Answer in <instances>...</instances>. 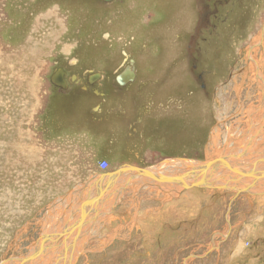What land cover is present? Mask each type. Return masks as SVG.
I'll return each mask as SVG.
<instances>
[{"label": "rangeland", "instance_id": "rangeland-1", "mask_svg": "<svg viewBox=\"0 0 264 264\" xmlns=\"http://www.w3.org/2000/svg\"><path fill=\"white\" fill-rule=\"evenodd\" d=\"M136 66L141 77L127 87L134 94L145 86L144 104L102 77L90 88L85 74L67 95L51 83L64 68L114 79ZM146 111L141 143L127 134L126 113L135 121V112L143 119ZM220 158L229 160L231 174L221 165L207 173L211 180L190 174L196 163ZM126 165L212 187L189 186L194 194L180 201V229L148 240L159 229L153 222L162 203L144 188L173 198L187 190L185 181L102 182L107 207L87 218L89 238L70 242L74 264H246V253L264 264V239L246 233H255L256 216L264 221V0H0V264H21L46 226L75 213L71 205L87 196L56 203L71 188L91 184L96 195V175ZM171 185L178 188L167 190ZM149 203L157 208L147 210ZM192 214L197 220L187 227ZM218 245L236 255L228 250L222 260ZM52 246L49 253L63 240Z\"/></svg>", "mask_w": 264, "mask_h": 264}, {"label": "crops", "instance_id": "crops-1", "mask_svg": "<svg viewBox=\"0 0 264 264\" xmlns=\"http://www.w3.org/2000/svg\"><path fill=\"white\" fill-rule=\"evenodd\" d=\"M131 64L133 65V64H137L136 63V61L134 60H132L131 61ZM128 67H126L124 70H126ZM133 69V71H134V73H135V77L136 76H138V74L139 73H137V71H139L138 70V66H136V70L134 69V68H132ZM123 70V71H124ZM122 71V72H123ZM136 71V72H135ZM122 72H120V73H122ZM96 74V73H95ZM140 75V74H139ZM135 77H134V79H135ZM139 77V76H138ZM140 77H141V75H140ZM134 81V80H133ZM129 84V83H128ZM126 86V85H125ZM122 89V88H121ZM128 89V90H127ZM127 89H125V90H123L124 92L123 93H121L122 95H128V97H131V98H134L135 97V95H139V101L142 103V104H144L145 103V101H147L148 99H146L145 97H144V94H145V86L144 87H136V92L134 93V94H132V93H129V88H127ZM143 90H144V93H143ZM100 94H101V96H103V94L100 92ZM107 95H109L110 97H108V99L109 98H111L113 95H111V93H108V94H105V97L104 98H107L106 96ZM116 97H117V94H116ZM153 102V101H152ZM167 103H169L168 101H167ZM114 106H115V104H114ZM109 109H111V108H109ZM96 110V109H95ZM100 111H101V109H100ZM144 114H145V116L143 117V119H141V118H139L141 115H140V113H138V112H135V116L137 117V119L135 120V121H132V120H130L129 119V114L128 113H126V119H127V121H128V124L126 125V127H128L129 128V130H127V134H129V136H135V135H137V138L139 137V141L141 142V143H143L144 142V139H145V135H146V132L147 131H145V125H144V118H146V116L149 114L147 111H146V113L144 112ZM101 117V116H100ZM118 119V118H117ZM102 120V119H101ZM119 120V119H118ZM117 129V128H116ZM131 129V130H130ZM124 153H126V152H124ZM130 156V155H129ZM123 158H128V156H126V157H124V156H122V158L121 159H123ZM172 158H175V157H172ZM101 161H106L105 159H100V161H99V163L101 162ZM99 165V164H98ZM95 174H97V173H91L89 176H92V175H95ZM164 174H166V173H164ZM98 178L97 179H94V181L93 180H89V181H93V182H91L92 184H95V186L97 187L98 185L100 186V184H102V178H101V176H99V174L98 175H96ZM97 184V185H96ZM81 186V185H80ZM86 187V188H85ZM90 187H91V184H85V185H83V188H78V187H76V188H71L67 193H65L64 195L65 196H62V197H60L58 200H56V203L59 201V200H61V199H66L67 201L68 200H70V199H72L74 196H77V197H79V198H81L82 197V195L83 196H87V198H85V199H83V198H81V202H79V201H76V202H74L72 205H71V208L72 209H74V211H75V213L74 214H70V213H68L67 215H68V217L65 219L66 221H67V223H66V221H65V223L64 222H62L61 223V225L58 227V228H56V230H50V227L49 226H46V230H47V232L46 233H54V234H57V233H61V232H64V231H66V229L67 230H69V229H71L70 231H72L73 229V227L74 226H77V224H78V222H86V220H87V218H89V216H90V214H89V216H86L85 218H84V220L81 218V216H82V213H81V211H80V209L82 210V208H84V210H86L85 208H87L88 206H90L89 205V201H90V199H92L93 197H95L96 195H95V193H93V189L92 190H89L90 189ZM100 189V190H99ZM96 190H98L97 192H96V194L98 193V192H101L103 189H101V186L100 187H98ZM144 190L145 191H147V192H154V193H152V196H155V198L157 199V201H158V203L160 204V203H162V206H161V208L160 207H155V205L154 204H152V203H149V204H146L145 205V207H147V210H150L151 208H157V209H159V212H158V214H157V216H158V218L153 222L154 224H156V226H158L159 227V229L158 230H156L155 232H153L151 235H147V238H148V240H151V237L152 236H154V234L155 233H158V236H160L161 234H163L166 230H168V231H172L174 234L176 233V231H177V229H180V227H181V224H182V215H181V211H182V209H181V207H182V204H181V200L182 199H184V200H189L190 201V197H192V194H194L193 193V189H187V190H185V191H183V192H181V194H176V193H174V196H173V198H170L171 197V195H169V194H165V192H162L161 190H155V189H151V188H144ZM85 191V192H84ZM89 192V193H88ZM103 192H104V190H103ZM83 193H85V194H83ZM87 193V194H86ZM91 194V195H90ZM90 196V197H89ZM255 198V197H254ZM167 199L168 200H171V199H177V201H179V202H175V203H173L174 204V206H168L169 204H166V201H167ZM87 201V202H86ZM55 203V204H56ZM87 203V204H86ZM175 204H181V205H179V206H176ZM255 206L257 205V203H255L254 204ZM54 206L55 205H52L51 206V208H54ZM67 205H65V207H66ZM91 206H92V204H91ZM82 207V208H81ZM92 207H94V206H92ZM94 209V208H93ZM78 210V211H77ZM77 211V212H76ZM80 211V212H79ZM249 211H253V212H255L256 211V208L255 207H253V209L252 208H249ZM53 212V211H52ZM166 212L167 213H169L170 214V217L169 218H166L165 217V214H166ZM256 213V212H255ZM69 214L70 215H74V216H72V217H69ZM153 214V213H152ZM145 215H147L149 218H150V216H151V214H145ZM143 216V218H145L146 216ZM192 219H189L190 221L192 220L193 222L194 221H196L197 219H195L196 218V215L194 216L193 214H192ZM195 217V218H194ZM256 218H257V220L256 221H262V222H257L256 223V221H255V224H254V230H255V233H253V231L252 230H248L246 233H247V238H252V241H254V239L257 237H259V238H262V239H264L263 237H264V221L262 220V219H259L257 216H256ZM190 221H188V223L186 224V226L188 227V226H190V224H191V222ZM157 222V223H156ZM215 223H217V221H215ZM65 224V225H64ZM55 226L56 225V222H54V223H52V226ZM51 226V225H50ZM85 226H87L88 227V229H89V231L88 232H86V230H87V228L85 229V232H84V230H83V228L84 227H82L80 230H79V232H81V235L79 236V240H81V239H85V238H89V234H91V233H93V232H90L91 231V225H86L85 224ZM149 226V224H147V223H142V227H148ZM235 228V226H233V229ZM232 229V232L233 233H235V235H237V232L238 231H236V229H234L233 230ZM60 230V231H59ZM194 232V231H193ZM72 234V233H71ZM74 235H76V234H74ZM89 235V236H88ZM72 238H74L73 236H71ZM70 237V239H72ZM78 237V236H77ZM238 239H239V237H238ZM229 240V239H228ZM235 244H237V242L235 243ZM229 245H230V241H229ZM233 245L234 244H232V247H233ZM238 246V245H237ZM213 247H214V245H213ZM232 247L231 248H229V249H226L225 250V248L223 247V246H219L218 245V248H217V250H221V253H223V255H222V260L224 259V254H227V251L228 250H232V252L234 253V255H236V250H235V248L234 249H232ZM213 249H215V248H213ZM210 252H213L214 250H209ZM206 252L204 251L203 252V254L202 255H205L206 256V254H205ZM239 253H241V251L240 252H238V254ZM255 255H256V253H254ZM244 255V254H243ZM242 255V256H243ZM242 256H240V257H238V258H241ZM250 256H251V258H250ZM246 258L248 259L246 262V264H253V261H254V257H252V255H250V253H246ZM221 260V261H222Z\"/></svg>", "mask_w": 264, "mask_h": 264}, {"label": "water", "instance_id": "water-1", "mask_svg": "<svg viewBox=\"0 0 264 264\" xmlns=\"http://www.w3.org/2000/svg\"><path fill=\"white\" fill-rule=\"evenodd\" d=\"M105 2H112L114 0H103ZM131 67L127 68V72H129L128 70H130ZM125 70V71H126ZM127 72H123V74L119 75L117 77V83L124 87L125 85H127L128 83L132 82L134 80V74L133 72L130 74H128ZM65 72L64 70L60 69V71H58L52 78H51V83L56 86V87H59L61 89H66L67 88V83L65 82L64 80V77H65ZM101 78V74L99 73H96V74H93L91 75V77L89 78V82L90 83H94V82H97L99 81ZM228 159H224V158H220V159H217L215 160L214 162H209L208 164H206V166L204 167H201V168H198V169H194L190 172V174H194V175H201V177L203 178V175L205 176L206 178V175L209 171H212L214 166L215 165H221V166H226V167H232L229 163H228ZM154 170L152 168H140V167H133V166H122L120 168H118L115 172L113 173H110V174H107L105 176L104 175H101V178L102 180L107 179V184H108V187H110L112 185L110 179L111 178H118L119 176H121L122 174L124 173H133L136 175V177H139V176H145L153 181H156V182H160V183H179V182H183L185 181L184 180V177L181 176L179 178H175V177H170V178H165V177H157L155 171L153 172ZM186 182V181H185ZM183 183V186H185L187 189L191 188L189 186H194V187H204V188H207V187H212V186H208V183L205 182V183ZM128 183V182H127ZM126 183V184H127ZM184 187V188H185ZM215 188V187H214ZM248 191V190H246ZM105 195V193L103 192V190L101 192H98L96 194L95 197H93L92 199H90V201L88 202L90 206H88L86 208V210H81V213H82V216L81 218L84 220V218L86 216H89V214L91 213V211L93 210V207L91 206L94 205L95 207H97L100 202H101V199L102 197ZM96 209V208H95ZM87 222H78L77 226H74L72 229V231H70L71 229L64 231V232H61V233H57V234H54V233H47V234H42L40 239L38 240V242L36 243V245L33 247V249L30 251V253L25 256L24 258H21L20 261H21V264H30L32 263L35 259H37L40 254L39 252L47 247L50 246V244H56L58 243L59 241H62L63 240V244H64V249H65V255H67V250L69 249V246H67V242L69 240V238L76 234L75 235V239L72 240V243L75 242V241H79V236L81 235V232H79V230L84 227V225L86 224ZM72 233V234H71ZM78 236V237H77ZM49 244V246H48ZM70 248L73 249L72 246H70Z\"/></svg>", "mask_w": 264, "mask_h": 264}, {"label": "bare ground", "instance_id": "bare-ground-1", "mask_svg": "<svg viewBox=\"0 0 264 264\" xmlns=\"http://www.w3.org/2000/svg\"><path fill=\"white\" fill-rule=\"evenodd\" d=\"M110 35V34H109ZM129 72H127V70H126V72L129 74H131L132 73V69H130V70H128ZM135 76V75H134ZM26 96V95H25ZM4 123V122H3ZM257 134V131H255V132H253V136H250L249 135V137H250V140H254V141H256V139H257V137L259 136L258 134ZM37 142V141H36ZM47 157V156H46ZM186 162V161H185ZM184 161L182 162L184 165H186V163H185ZM46 163V162H45ZM196 163V162H195ZM171 164V166H170V168L171 169H175V168H177L175 165H180L181 163L180 162H177V163H170ZM187 166V165H186ZM195 168H201V167H203V166H206V165H199V164H197L196 163V165H193ZM161 167V166H160ZM28 169V168H27ZM154 171H155V173H160V169H153ZM261 170V172L263 173V170L262 169H260ZM153 171V172H154ZM161 171H162V169H161ZM221 171H226V173L227 174H231L232 173V171H230V170H227V167L226 168H224V169H222ZM210 172V171H209ZM49 173V172H48ZM213 173H215L214 171H213ZM225 173V174H226ZM69 174V173H68ZM47 176V175H46ZM97 179V178H96ZM118 179H122V180H124V182L125 181H128V180H142V179H144L145 180V182L146 183H149V182H151V183H153L154 181L153 180H150V179H148L147 177H145V176H140L139 178H136V175L135 174H133V173H124V174H122L121 176H119L118 178H111L110 179V181H117ZM211 179H214V175H212L211 173L205 178V180H211ZM104 181H107V179H104V180H102V182H104ZM31 182V181H30ZM120 182H122V181H120ZM178 187L177 186H174V185H171L170 187H167V190H170V189H177ZM44 189V188H43ZM39 192V191H38ZM87 202V201H86ZM107 203V202H106ZM62 204H64V201L61 199V200H59L58 202H57V206H59V208L62 206ZM87 204V203H86ZM103 204V205H102ZM115 204V203H114ZM105 205V202H100V204L97 206V207H95L94 205H92V206H94L93 208V210L91 211V212H96V213H99L100 215H101V213H104V210H105V208L107 207V206H105V207H103ZM57 206H55L54 208H53V212L52 213H54V212H56L57 210H58V207ZM82 208V207H81ZM96 208V209H95ZM102 208V209H101ZM86 209V208H85ZM101 209V210H100ZM82 210H84V208H82ZM52 211V210H51ZM80 211H81V209H80ZM79 211V212H80ZM85 211V210H84ZM50 214V213H49ZM103 216V215H102ZM25 220V219H24ZM54 221V220H53ZM46 222V221H45ZM191 222V221H190ZM61 225V223H59V222H56V225L55 226H53L50 230H56V228H58L59 226ZM46 228V227H45ZM60 231V230H59ZM72 238V237H71ZM73 239V238H72ZM72 239H70L69 238V240H68V244H67V246H69V249L67 250V255H65V249H64V247H60V249L58 250V251H51L50 253H49V251L50 250H52V248H53V246H52V244H50V246H49V244H48V246L49 247H47V248H45V249H43V250H41L40 252H39V254H40V256L37 258V264H74V261H75V255L73 254V252H72V250H71V248H70V242L72 241ZM35 261H36V259L32 262V264H36L35 263Z\"/></svg>", "mask_w": 264, "mask_h": 264}, {"label": "flooded vegetation", "instance_id": "flooded-vegetation-1", "mask_svg": "<svg viewBox=\"0 0 264 264\" xmlns=\"http://www.w3.org/2000/svg\"><path fill=\"white\" fill-rule=\"evenodd\" d=\"M102 1V0H101ZM115 1V0H114ZM113 2V1H112ZM109 3H111V2H109ZM79 61H77V63H78ZM78 66V65H77ZM76 68H78V67H76ZM79 69H81L80 67H79ZM193 69H194V71H196V66H193ZM62 70H64V72H66L65 74V77H64V80H65V82L67 83V88L66 89H61V88H59V87H56V86H54L53 85V87L57 90V91H60L61 92V94L62 95H67L70 91L73 93L75 90V88L76 87H78V86H81L80 84H77V83H80V80H82L81 79V77H85V74H86V82H85V84H87V86L88 87H90V88H93V86L90 84V82H89V78L91 77V75H93V74H95V73H92L91 75L88 73L87 74V72L85 71V69H82V70H77V71H75V72H73V71H67L65 68L64 69H62ZM60 71V70H59ZM73 74H77V80H74V78L75 77H73V75H72V73ZM123 72H125V70L123 71ZM123 72L122 73H119L118 75H115L114 76V79H112L111 77H110V75L111 74H113V73H109V72H105L103 75L104 76H102L101 75V80H103V81H105V82H108L109 80H111V84H109V85H111V86H117L119 89H121V90H125V89H127L128 87H127V85L126 86H124V87H122V86H120L118 83H117V77L119 76V75H121V74H123ZM192 72V71H191ZM57 73V72H56ZM192 74H193V72H192ZM55 75V73L52 75V76H54ZM88 75V76H87ZM193 75H195V74H193ZM203 76L202 75H199L198 76V80L199 81H201V78H202ZM74 81V82H73ZM108 84V83H107ZM203 90H205L203 87H201ZM83 90H85V88H82L81 90H80V93H85ZM74 93H76V92H74ZM86 93H88V91H87V89H86ZM54 95L55 94H53L51 97H49V99H52L53 97H54ZM96 94H94L93 96H95ZM194 94H193V92L191 91L190 93H189V96L190 97H192ZM83 96V95H82ZM85 97L86 98H88V97H90L89 95H85ZM96 97H98V96H96ZM94 109L95 108H93L92 110H91V112L92 111H94ZM94 113V116H93V121L96 123V124H101L102 122H101V117L100 116H98V115H95V114H99V112H93Z\"/></svg>", "mask_w": 264, "mask_h": 264}, {"label": "built area", "instance_id": "built-area-1", "mask_svg": "<svg viewBox=\"0 0 264 264\" xmlns=\"http://www.w3.org/2000/svg\"><path fill=\"white\" fill-rule=\"evenodd\" d=\"M107 166H108V163L106 161H101L99 163V167L103 170H106L107 169Z\"/></svg>", "mask_w": 264, "mask_h": 264}]
</instances>
